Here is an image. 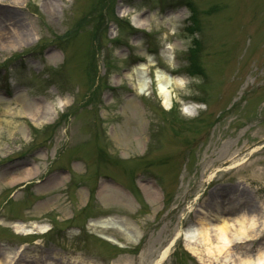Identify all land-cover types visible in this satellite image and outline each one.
Here are the masks:
<instances>
[{
	"label": "rangeland",
	"instance_id": "374dc122",
	"mask_svg": "<svg viewBox=\"0 0 264 264\" xmlns=\"http://www.w3.org/2000/svg\"><path fill=\"white\" fill-rule=\"evenodd\" d=\"M190 1L0 0V215L51 228L0 225V260L157 264L173 241L159 264H227L188 250L194 216L235 191L264 219V0ZM190 48L200 73L188 71ZM157 67L182 80L170 109ZM261 242L262 224L247 246Z\"/></svg>",
	"mask_w": 264,
	"mask_h": 264
},
{
	"label": "bare ground",
	"instance_id": "6f19581e",
	"mask_svg": "<svg viewBox=\"0 0 264 264\" xmlns=\"http://www.w3.org/2000/svg\"><path fill=\"white\" fill-rule=\"evenodd\" d=\"M136 21H138L135 23L137 26L143 27L141 17H137ZM159 69L160 68H157L155 70L158 95L161 97L162 104L166 108H169L172 98L171 86L173 84L182 83V80L178 76L166 74ZM133 71L136 73L138 78V82L135 84L137 91L139 93H148L149 83L145 80V78L142 79V81L139 80L143 74L140 67H135ZM32 106L35 107L34 104H30L29 113L35 119V117L41 114L40 106L38 107L37 104L38 109L36 107L35 110L31 108ZM185 110L188 112V107H186ZM146 189L149 191V197H155L157 194V191L151 187H147ZM101 190L106 196H115V194L118 193L116 191L109 190L107 185L102 186ZM234 204L237 203L234 201L219 203V205L217 204L218 206L214 208L213 212L208 214L205 212L203 215L199 216L198 225H190L188 228L183 230V232L180 231L184 235L186 246L188 250L196 256H200V250L204 249V254L208 258L212 257L215 260L222 258L223 262L227 264H264L263 242L258 245L254 253H248L245 249H242V251H236L232 246H230V242L232 240L244 242L246 240L253 239L257 234L258 226L260 224L264 225V219L260 221L261 218L254 210H250L245 206H236ZM0 224L9 225L15 232L23 234L33 232L35 230L44 231L47 228L45 224H40L39 222L30 221L27 224L15 221L6 222L1 218ZM95 224H99L103 228L112 226L109 219H102L97 221ZM121 229L126 240L133 239V237L125 230L126 228L124 224ZM107 238L118 243V241L114 240L112 237L110 238L107 236ZM172 243L173 241L162 251L157 264L166 258ZM32 258H34L37 262L40 261V259L37 260L35 257ZM11 261L12 256L7 254L4 255L2 260H0V264H8L11 263ZM74 262L75 261L73 260L72 263H66L78 264ZM15 264H17V261H15Z\"/></svg>",
	"mask_w": 264,
	"mask_h": 264
},
{
	"label": "trees",
	"instance_id": "16d2710c",
	"mask_svg": "<svg viewBox=\"0 0 264 264\" xmlns=\"http://www.w3.org/2000/svg\"><path fill=\"white\" fill-rule=\"evenodd\" d=\"M196 69H198V68H196V67H193V71H195Z\"/></svg>",
	"mask_w": 264,
	"mask_h": 264
}]
</instances>
